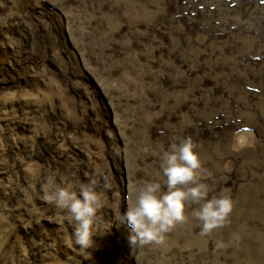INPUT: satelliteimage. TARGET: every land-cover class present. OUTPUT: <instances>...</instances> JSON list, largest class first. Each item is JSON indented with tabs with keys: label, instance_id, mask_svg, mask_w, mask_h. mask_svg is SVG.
I'll list each match as a JSON object with an SVG mask.
<instances>
[{
	"label": "rangeland",
	"instance_id": "1",
	"mask_svg": "<svg viewBox=\"0 0 264 264\" xmlns=\"http://www.w3.org/2000/svg\"><path fill=\"white\" fill-rule=\"evenodd\" d=\"M187 137L234 210L132 248L129 192ZM49 177L96 180L93 248ZM0 264H264V0H0Z\"/></svg>",
	"mask_w": 264,
	"mask_h": 264
},
{
	"label": "clouds",
	"instance_id": "2",
	"mask_svg": "<svg viewBox=\"0 0 264 264\" xmlns=\"http://www.w3.org/2000/svg\"><path fill=\"white\" fill-rule=\"evenodd\" d=\"M236 147L245 145L237 143ZM201 168L202 161L191 137L174 140L160 155L163 187L159 180L134 186L129 192L127 211L120 219V225L129 230L132 248L163 244L165 235L177 224L187 222L189 215L199 222L201 236L210 235L227 223L234 210V201L223 192L210 197L212 189L201 182ZM47 185L43 199L65 210L73 226L67 241L69 246L74 243L82 251L93 248L98 213L103 207L96 180L81 183L78 190L71 182L64 186L57 184L54 177L48 178ZM189 203L195 205L190 214ZM224 246L217 244L218 248Z\"/></svg>",
	"mask_w": 264,
	"mask_h": 264
}]
</instances>
